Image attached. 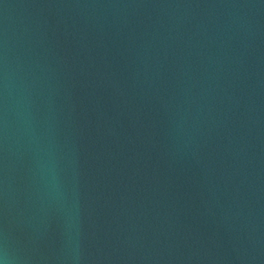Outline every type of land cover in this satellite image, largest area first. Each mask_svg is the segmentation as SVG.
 Returning <instances> with one entry per match:
<instances>
[{
  "label": "water",
  "instance_id": "obj_1",
  "mask_svg": "<svg viewBox=\"0 0 264 264\" xmlns=\"http://www.w3.org/2000/svg\"><path fill=\"white\" fill-rule=\"evenodd\" d=\"M0 264H264V0H0Z\"/></svg>",
  "mask_w": 264,
  "mask_h": 264
}]
</instances>
